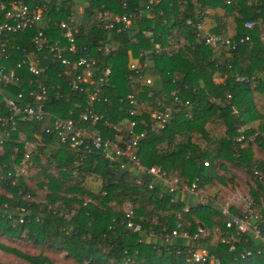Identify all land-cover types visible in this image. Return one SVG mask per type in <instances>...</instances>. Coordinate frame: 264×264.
<instances>
[{
  "label": "trees",
  "instance_id": "1",
  "mask_svg": "<svg viewBox=\"0 0 264 264\" xmlns=\"http://www.w3.org/2000/svg\"><path fill=\"white\" fill-rule=\"evenodd\" d=\"M54 1L46 21L11 38L12 61L4 62L5 65H14L23 48L34 50L30 37L37 29L42 28L50 38L58 37L57 22L72 13L79 28L74 58L82 54L83 47L99 41L114 50L105 56L91 46L97 60L92 82L83 92L71 89L67 83L82 68L73 66L72 62L62 64L49 55L43 61L41 73L50 74L49 84L54 85V89L49 87L47 108L60 110L63 116L79 122L78 112L89 107L117 126L134 118L140 121V129L142 121L149 118L147 107L158 100L173 98L175 92L182 106L164 129L149 130L140 141L138 155L142 165L160 166L168 176L178 177L187 184L197 178V188L214 182L227 185L232 179L218 173L227 170L226 163L243 168L252 181L249 194L264 233V161L255 159L252 149L255 143L264 151V106L260 110L255 103V94L264 98V44L259 33L264 32V0H187L183 6L182 0H159L140 19L118 30L103 28L94 13L106 9L124 12L122 0H65L59 11L54 7L58 1ZM147 1L125 0L128 11L144 10ZM80 3L85 5L87 13L77 12ZM219 9L233 19L234 34L226 33V24L218 25L210 33L235 41L249 36L250 40L230 49L222 44L215 47L207 44L203 37L209 32L200 37L202 28L197 30L196 24L200 19L203 21L207 10ZM89 11L93 13L88 19ZM188 19L191 23H187ZM246 21H252L254 26L246 27ZM143 30L152 31L154 41L167 49L160 55L149 54V65L142 66L138 61L152 83L132 85L127 78L131 59L139 58L141 48H151ZM179 36L183 37L182 42L177 39ZM217 48L224 53L215 57ZM105 67L111 68L108 86L103 87L100 100L89 103L87 93L98 85L99 71ZM236 75L254 76L255 83L239 82ZM57 85L60 97L55 95ZM20 87L14 84L2 88L0 93L14 98ZM128 95L138 104L143 103V107L139 106L140 116L128 113L129 108L138 110V105L129 102ZM70 109L73 111L69 115ZM254 122H258L256 127L252 125ZM209 123L222 126V135L209 137ZM51 126L50 117L19 121L18 130L11 133V139L3 146L0 177L3 173L5 179H0L3 189L0 251L7 258L17 257L24 264H55L50 254L54 253L62 254L63 260L73 264H192L186 261L188 251L200 247L214 255L220 264H264V245L260 240L249 232L237 233L226 227L227 218L217 206L197 200L190 202L189 209L184 211L187 201L178 197L179 192L168 191L162 182L147 173L137 183L127 169L120 167L121 160L110 162L98 151L84 156L76 153L54 141L45 131ZM98 127L105 137H113L116 132L103 123ZM195 134L205 144L193 140ZM39 136L40 144L25 159L24 142L36 141ZM23 159L25 163L21 164ZM33 162L45 163L42 177L35 179L36 173L29 174L30 181L35 179L45 190L43 199H37L36 192L23 178L16 179L13 174L15 168L35 167L37 164ZM88 179L99 181L96 190L88 186ZM125 205L133 212V221L141 225V232L126 227L129 209ZM18 208H23L21 223ZM229 212L241 215L234 206H229ZM178 223L179 232L193 235L203 229L205 234L195 240L173 236ZM217 230L223 232L227 242H221ZM6 240L29 243L38 252L25 253L8 246ZM247 251L253 254L247 255ZM0 264L11 263L0 261Z\"/></svg>",
  "mask_w": 264,
  "mask_h": 264
},
{
  "label": "built area",
  "instance_id": "2",
  "mask_svg": "<svg viewBox=\"0 0 264 264\" xmlns=\"http://www.w3.org/2000/svg\"><path fill=\"white\" fill-rule=\"evenodd\" d=\"M54 0H7L0 2V90L7 88L14 84L21 87L16 94V97H7L0 93V155L3 151V146L8 139H11V133L17 131V123L19 121H40L45 117L52 119V126L45 131L54 137V141L59 144L67 145L76 153L84 156L86 153L98 151L110 162L120 161V167L127 169L129 175L136 179L137 183L142 180L143 173L151 175L154 179L162 182V184L170 192H188L190 195L197 197L199 203H210L217 206L221 214L226 216L225 226L233 228L237 233L249 232L254 237L258 238L264 245V233H262L260 224L258 222L259 216L254 211V202L249 195L238 199V204L234 205L241 215L230 214L229 206L219 202L217 199H204L203 194L197 193V178L190 184H187L178 177L168 176L160 166L145 167L142 165L138 150L140 141L145 138L147 131L158 132L166 127L171 121L174 114L179 112L182 104L178 97L173 92V98L158 100L154 105L148 106L146 112L149 115L147 120L142 121V127L138 129L140 121L131 118L126 119L120 125L112 124L104 115L96 112L95 110L85 107L78 112L79 122L74 121L71 117L63 116L57 109L51 110L47 108L49 102V87L54 89V85H50V74L44 73L43 61L48 59L51 55L62 64H69L72 62L73 66H80L81 73L76 75L75 78L70 79L67 83L71 89L85 91L88 85L92 82L93 70L97 58L91 51V46H95V51L101 55H109L114 50L113 47L104 45L99 41L97 44H90L89 47H83L82 54L74 58L77 52V35L79 33L78 25L72 13L66 15L65 18L57 22L60 35L58 37L50 38L42 28L35 31L34 35L30 37V44L34 50L23 48L21 57L12 66H6L4 62L12 61L10 55L11 38L20 32H24L38 23L42 24L47 20V15L52 7L51 2ZM58 1V2H55ZM55 10L59 11L62 2L65 0H55ZM159 0H148L145 4V9L134 8L132 11L127 10V3L122 0L121 7L124 12H117L112 9L100 10L94 13L96 20L99 24L107 29H119L120 27H129L136 20L140 19L145 12ZM187 0H182V6L185 5ZM77 12L83 13L79 4L76 6ZM206 10V9H205ZM90 13L87 15L90 18ZM187 23H191L188 19ZM248 28H252L254 23L246 21L244 24ZM202 28V19L196 24V29ZM261 40L264 44V32L259 31ZM142 34L149 38L151 42L150 49L141 48L138 55L139 58L131 59L129 68L130 74L128 81L135 85L140 82L142 84H151L152 78L146 76L142 72V66H146L149 62V54L160 55L167 49V46L161 45V42L154 41L153 32L150 30H143ZM199 35V34H198ZM200 33V37H201ZM203 36V35H202ZM207 44L217 46L222 44L227 48H234L237 44L247 42L250 40L249 36L240 37L237 41L230 40L229 38L223 39L220 35L207 33L203 37ZM181 42L183 37L179 36ZM13 48L15 46H12ZM16 49L18 47H15ZM111 75V68L105 67L99 71L98 85H96L90 92L87 93L88 102H96L100 100L99 96L103 91V87L108 86V78ZM235 79L239 82L255 83V77H242L236 75ZM59 85L56 86L55 95L60 97ZM127 99L133 105H138V110L128 109L131 116H139L142 111L139 106L143 107V103L138 104L133 100L132 95H128ZM106 100V98H104ZM30 101V102H29ZM188 102H186L187 104ZM79 108V106H78ZM72 109L68 110V114L72 113ZM103 123L104 127L115 130L113 137H105L102 130L98 127ZM41 142V136L36 141L26 140L23 145V155L25 159L29 157L32 150L35 149ZM18 148L15 147L14 153H17ZM81 156V157H82ZM25 159L21 164L25 163ZM205 165L208 163L205 162ZM14 177L16 179L23 178L24 182L28 181V172L26 168L19 167L14 169ZM7 175H11L9 171ZM0 179H5L4 174H1ZM151 187V186H150ZM236 204V203H234ZM241 207V208H240ZM189 206H184L183 210L187 211ZM18 221L23 222V217L20 213L23 208H18ZM12 214V213H11ZM10 214V215H11ZM9 215V217H10ZM126 227L132 232H141L142 227L139 223L133 221V212L129 209L126 211ZM180 223L177 228L173 230V236H181L187 240H195L203 237L204 230L199 229L193 235L187 231L181 230ZM217 235L220 237L221 242H227L224 234L217 230ZM247 255H252V251H247ZM186 261L192 264H220V261L210 254L205 248L197 247L188 251Z\"/></svg>",
  "mask_w": 264,
  "mask_h": 264
},
{
  "label": "rangeland",
  "instance_id": "3",
  "mask_svg": "<svg viewBox=\"0 0 264 264\" xmlns=\"http://www.w3.org/2000/svg\"><path fill=\"white\" fill-rule=\"evenodd\" d=\"M79 7H81V11L84 13H87L86 9H85V5L83 4H79ZM149 65V63H148ZM255 103L256 106L258 107V109L262 110L263 106H264V98L258 96L257 94H255ZM258 124V122H254L252 125L254 127H256ZM207 130H208V134L209 137H211L212 139L218 138L219 136L222 135L223 133V127L220 125H216V123H209L207 125ZM193 140L198 141L199 143L201 142L202 144H205L204 140L200 137V135L195 134ZM252 149H253V153H254V158L257 160H262L264 161V151L255 143L252 144ZM37 164L35 165V167H30L27 170L28 172V181L26 179L27 184L36 192L37 194V199H43L44 195H45V190H43L38 184L37 181L35 179H39L40 177L43 176L42 174V165L44 164H39V162H33V164ZM41 168V169H40ZM226 171L223 170H218L219 174H224L228 179H232L231 181H229V183L225 186L214 182V183H210L205 185L203 188H198L197 189V193H201L204 196V199H217L219 201H221L223 204L228 205V206H234V205H239L238 204V199H241V197H245L246 195H249V187L252 185V181L250 179V175L243 169L240 168L234 164L231 163H226ZM50 169V168H48ZM52 171V170H50ZM34 174L36 173V178L34 179V181H30L29 179V174ZM3 192V189L0 188V193ZM185 193H179L177 194L178 197H183V196H187L184 195ZM181 195V196H180ZM192 196L188 194V198ZM194 199V203H197V198L193 197ZM193 202V201H192ZM236 203V204H234ZM186 205L189 206L191 204H187ZM185 205V206H186ZM240 206V205H239ZM124 207V206H123ZM126 209H129L126 205H125ZM241 208V207H240ZM6 244L8 246L17 248L25 253L28 254H37V249H34L33 246L29 243H22V242H18V241H13V240H6ZM55 261V264H73L71 261H65L63 260V256L62 254H54V253H50ZM0 261H4V263H11V264H24L22 262H20L18 260L17 257H10L7 258V256L0 251ZM26 264V263H25Z\"/></svg>",
  "mask_w": 264,
  "mask_h": 264
},
{
  "label": "crops",
  "instance_id": "4",
  "mask_svg": "<svg viewBox=\"0 0 264 264\" xmlns=\"http://www.w3.org/2000/svg\"><path fill=\"white\" fill-rule=\"evenodd\" d=\"M221 24H226V33L228 35H232L234 34V30H233V19L230 17V15H227L223 12V10L219 9V10H207L205 17L203 18L202 21V29H201V34L204 35L207 32H212V29L216 28L218 25ZM222 52L224 53V50H221L219 48H217V50L214 52L215 57L220 56V54H222ZM217 79V78H216ZM218 81L220 80V78L218 77L217 79ZM87 184L90 188H92L93 190H96L99 186V181H93L91 179H88ZM185 195V194H184ZM181 196V195H180ZM180 199H186L187 204H189L190 202L194 201L193 197H189L188 196H183V197H179Z\"/></svg>",
  "mask_w": 264,
  "mask_h": 264
}]
</instances>
